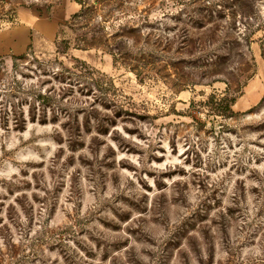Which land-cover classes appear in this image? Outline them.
Masks as SVG:
<instances>
[{"label":"rangeland","instance_id":"1","mask_svg":"<svg viewBox=\"0 0 264 264\" xmlns=\"http://www.w3.org/2000/svg\"><path fill=\"white\" fill-rule=\"evenodd\" d=\"M81 10L0 0V264H264V0H115L77 30Z\"/></svg>","mask_w":264,"mask_h":264},{"label":"trees","instance_id":"2","mask_svg":"<svg viewBox=\"0 0 264 264\" xmlns=\"http://www.w3.org/2000/svg\"><path fill=\"white\" fill-rule=\"evenodd\" d=\"M76 1L78 2V4H80L82 6V10L79 14H76L74 17L75 19H77L76 21L79 20L78 21L79 23H75L76 24L75 26H77V28H78L77 30H83V29H87L91 24L92 25L94 24L93 22H91L90 17H91V15L94 16V13H96L98 11H100L101 14L98 16L96 15V17H94L92 20H94V22H95L101 18L98 21V23H100V24L106 23L107 18H110L108 8L111 6V3L114 2L115 0H99V1H97L96 5H94L93 3H92V5H90L84 0H76ZM80 21H83V22H80ZM124 28H122L116 35L113 36V39L123 43V45L120 48H117L119 61H121V64H123L124 66H127L128 68H130L133 72H137V74H141L142 73V66L139 63V60H137V59L134 60L133 58H131L130 57L131 56L130 51L128 50V45H129V41H130L129 35L131 32L127 29H124ZM82 41L85 42V39H83ZM61 43L62 44L57 43L58 53L59 54H67V52L69 50V45H68L69 43L67 42V40H64ZM105 44H107V41L105 42ZM95 45L96 44L89 45L88 47L83 48V49H89L90 47L95 46ZM129 61H134V62H129ZM84 69L87 71V73L93 74V72H91L90 70H87V68H84ZM66 74L68 76H65ZM53 75L55 76V78L60 77L59 82L65 84V86H63L62 90H61V92L64 94L62 99H64L66 97L67 93L74 92L75 86L81 85V82H79L78 80L75 82L73 81V78L70 76V75H72V71L68 68L59 67V70L53 71ZM98 81L99 80H94L92 78L90 82H84L83 87L86 90H84L82 87L81 88L78 87L79 91H81L83 93L81 95H84V96L91 95L92 91H94V89H95L94 87L98 86ZM176 81H177V83H180L179 85H182V87L193 84V82H191V81L182 80V78H178V77L176 78ZM85 91H86V93H84ZM95 91H96V89H95ZM102 95L103 96L98 97V96H96V94H92V98H95V100L90 105V107H93V108H91V110H90L91 114H89V118H91L90 115H92V113H95L96 108H94V107L98 102H101V105L103 107H107L108 104L110 103L106 94L102 93ZM51 97L52 96H50V95L49 96L48 95H46V96L40 95V96H38V100H40V101L45 100L46 104L43 103L41 105L47 106V105L51 104V102L49 100V98H51ZM48 101L50 102V104L48 103ZM235 103H236V97L229 98L227 96H224L223 98H221V100L219 101V104H218L220 107L219 109H220L221 116H224L226 118L232 117L234 115L233 106L235 105ZM33 106H34L33 107V109H34L35 108V102L33 103ZM115 113H116L115 117H119V115H120L119 113H121V112L116 111ZM115 117H109L107 123L108 124L109 123L110 124L115 123ZM95 119H97V118H95ZM35 120L36 119H35V116L33 113V121H35ZM40 121L42 123H47V120L45 119V117L41 118ZM88 123H89V120L87 118V124ZM103 124L104 123L101 120L97 121V132L100 133V131H102Z\"/></svg>","mask_w":264,"mask_h":264}]
</instances>
